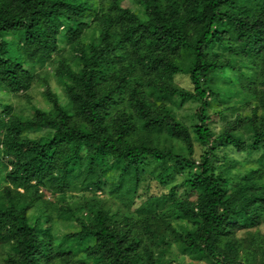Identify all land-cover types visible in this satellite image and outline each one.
Returning <instances> with one entry per match:
<instances>
[{
	"label": "trees",
	"instance_id": "16d2710c",
	"mask_svg": "<svg viewBox=\"0 0 264 264\" xmlns=\"http://www.w3.org/2000/svg\"><path fill=\"white\" fill-rule=\"evenodd\" d=\"M123 1L0 0V264H264V0Z\"/></svg>",
	"mask_w": 264,
	"mask_h": 264
},
{
	"label": "rangeland",
	"instance_id": "374dc122",
	"mask_svg": "<svg viewBox=\"0 0 264 264\" xmlns=\"http://www.w3.org/2000/svg\"><path fill=\"white\" fill-rule=\"evenodd\" d=\"M131 4L133 5V3L129 0H124L121 3V5L125 7H129L131 6ZM39 78H40L39 79L40 82L37 84L35 83L33 87L30 89V91L23 96H20V95L9 96V95H6V93L4 92H0V97L2 98L3 101L12 104L15 107V110H23L24 112H27V113L29 112L31 105H35L37 107H43V108L49 107V105L44 100L43 95H42V92L45 89V83L50 85L52 90L55 91L60 98H63V91L61 87L57 84L53 74L46 77L45 74L40 71ZM175 79H176V82L179 83L181 86L189 87L188 79L186 76L178 75L176 76ZM213 127H215L217 130L221 129V126L219 124H215L213 125ZM230 154L233 158H237L238 156V154L234 152L233 150L230 151ZM154 190H156V188H154ZM181 191L182 189L179 192ZM261 230L264 232V226L261 227ZM242 234H243L242 232H239V235H242ZM182 260H183V264H208L206 261H198L190 257H184V259Z\"/></svg>",
	"mask_w": 264,
	"mask_h": 264
}]
</instances>
